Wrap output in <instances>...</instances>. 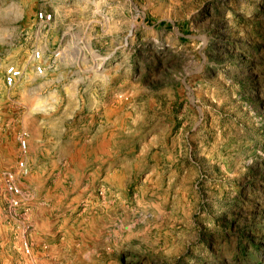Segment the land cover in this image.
<instances>
[{
  "label": "rangeland",
  "instance_id": "374dc122",
  "mask_svg": "<svg viewBox=\"0 0 264 264\" xmlns=\"http://www.w3.org/2000/svg\"><path fill=\"white\" fill-rule=\"evenodd\" d=\"M0 264H264V0H0Z\"/></svg>",
  "mask_w": 264,
  "mask_h": 264
},
{
  "label": "built area",
  "instance_id": "2783aa9c",
  "mask_svg": "<svg viewBox=\"0 0 264 264\" xmlns=\"http://www.w3.org/2000/svg\"><path fill=\"white\" fill-rule=\"evenodd\" d=\"M36 19L40 24L50 25L54 21V16L48 12L41 11L37 14ZM59 55L60 54L57 53L56 57H58ZM43 59H44L43 51L36 49L32 52L31 60L35 63V71L39 75H43L45 72V67L43 64H41ZM23 76H24L23 69L15 65H10L6 69L4 82L9 88H12L15 87L19 83V81L22 80ZM21 143L24 147L27 146L25 141H22ZM22 167H24L23 164Z\"/></svg>",
  "mask_w": 264,
  "mask_h": 264
}]
</instances>
